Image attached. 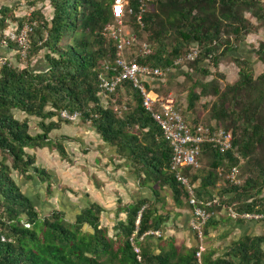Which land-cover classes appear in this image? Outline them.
Listing matches in <instances>:
<instances>
[{"label":"trees","instance_id":"16d2710c","mask_svg":"<svg viewBox=\"0 0 264 264\" xmlns=\"http://www.w3.org/2000/svg\"><path fill=\"white\" fill-rule=\"evenodd\" d=\"M36 1L33 0V4ZM44 1L50 3L52 16L48 19L33 7L26 55L33 57L45 49L44 62L37 68L29 65L16 68L8 62L0 67V264H264V233L244 235L230 245L224 257L212 259L207 255L200 262L195 255L196 247L178 248L171 243L168 248L154 253L139 241L147 231L160 229L163 221L162 217L153 216V203L147 198L119 207L127 216L115 225L118 238L109 236L107 228L100 226L102 207L97 203H90L73 221L67 220L64 212L58 209L40 215L31 198L12 177L11 170L29 178L27 171L32 169L41 181L51 179L47 170L35 166V157L26 149L54 147L62 158L68 157L63 144L48 136L61 123L71 122L59 117L63 109L79 111L81 116L90 118L104 141L115 145L120 153L127 150L137 164L140 180L142 171L146 179L167 184L176 202L180 197L187 201L184 187L169 170L171 149L160 127L143 106L140 92L130 83H123L136 104L122 117L100 102L98 84L104 70L102 62H112L115 56L114 41L103 34L104 28L113 21V0ZM139 1L129 0L135 11ZM245 12L264 22L262 0H149L140 24L133 15L127 18L134 31L148 32L149 41H145L151 52L139 57L140 62L166 69L174 66L176 58L196 45L199 52L191 62L208 73L204 69L206 59L217 66L223 54L236 51L237 48L229 44V36L239 41L254 29ZM9 17L11 25L17 27L25 21V16H14L8 6L1 7L2 38L9 27ZM6 46L20 51L13 41L8 40ZM222 46L224 48L220 50ZM256 54L264 64V41L259 44ZM232 56L239 67L238 80L227 84L221 92L215 80L196 83L201 90L199 93L190 90L188 107H193L202 95L219 94V104L212 107L213 121L217 126L227 128L221 120L230 118L235 129L232 144L252 166L251 173L242 180L238 173V184L227 179L229 185L221 195L225 200H216L211 197L210 189L215 184L218 168L227 173L232 165H238L239 159L231 151L219 153L205 146L200 161L205 152L211 153V168L200 177L195 194L205 200H216L209 207L211 211L221 205L233 204L238 215L264 216V196L252 199V190L260 192L264 186V71L254 77L247 59ZM209 86L211 90H208ZM116 92L118 99L122 92L119 88ZM14 110L26 116L16 118ZM29 116L39 118L40 132L30 133ZM134 126L142 131V139L129 131L128 128ZM192 170L195 169L187 167L183 171L189 177ZM190 180L192 182V178ZM50 189L49 185L48 191ZM215 223L211 217L206 225ZM133 234L134 243L140 249V260L130 240Z\"/></svg>","mask_w":264,"mask_h":264},{"label":"crops","instance_id":"0c3cea01","mask_svg":"<svg viewBox=\"0 0 264 264\" xmlns=\"http://www.w3.org/2000/svg\"><path fill=\"white\" fill-rule=\"evenodd\" d=\"M2 48V55L9 54L7 46ZM232 55L239 56L235 54V51ZM170 76L171 70L167 69L160 77L146 78L147 89L154 99L163 96L156 89L166 87ZM174 105L183 114L175 99ZM25 116L23 113L21 118ZM34 117L29 116L30 121ZM185 118L189 123H194L191 117ZM30 121L29 131L31 132ZM38 132L40 131L31 134ZM48 135L51 140L62 136L67 158H62L57 149H50L47 146L27 148L26 151L35 157V166L47 170L51 174V179L55 181V185L66 187V191L61 192L58 188L56 192L53 187L52 192L49 193L46 182L41 181L32 169L27 171L29 178L14 169L11 173L21 190L31 198L41 216L53 209H58L62 210L65 216L67 215L69 221H73L82 209L92 202L97 203L102 207L99 214L100 226L107 228L109 236L118 238V229L114 226L118 221H124L127 216L125 210H119L118 206L123 207L139 199L147 198L153 203V216H160L163 221L160 229L149 230L158 231V234H147L149 232L147 231L141 235H144L142 239L139 237L140 242L148 245L156 254L161 249L168 248L171 243L178 248H190L197 245L195 233L190 226L192 207L181 197L176 202L174 196L172 198L169 195L172 190L167 184L153 178L146 179L142 171H140L142 178L140 180L136 163L127 150V152H118L115 145L101 138L95 127L79 120L63 122L58 128L52 129ZM194 184L196 187L199 185L195 182ZM118 199L121 201L120 204ZM229 223L237 228L244 226L233 220ZM111 231L113 234H110ZM156 245L159 246L158 249Z\"/></svg>","mask_w":264,"mask_h":264},{"label":"built area","instance_id":"2783aa9c","mask_svg":"<svg viewBox=\"0 0 264 264\" xmlns=\"http://www.w3.org/2000/svg\"><path fill=\"white\" fill-rule=\"evenodd\" d=\"M147 1L149 0H140L136 11L130 5L129 0L112 1L113 21L104 28L103 34L114 41L115 56L112 62H102L104 70L99 75L98 96L104 107H110L119 117H122V111L116 105L117 88L123 94L126 93L123 83L128 82L140 92L143 106L160 127L162 136L171 149L169 170L187 193V201L193 212L190 226L199 239L196 256L200 258L204 251V228L207 221L214 214L213 211L209 210V207L216 200H205L197 197L194 182H191L183 170L187 167L194 169L201 167L200 157L205 146L219 153L231 151L237 158L239 156L235 153L236 148L232 144L233 133L231 129L217 126L215 122H210V124L205 122L191 124L181 111L175 107L174 98L171 95L154 99L149 93L145 82L146 78L160 77L168 68L163 69L146 62H140L138 58L150 54L151 48L145 40H137V35L128 22L123 24L124 18L132 15L135 16L140 24ZM32 10L33 8L30 7L27 13L22 15L25 16V21L21 27L16 25L15 29L6 30L1 40V45L3 46H6L8 40L15 42L20 48L21 59L26 57L29 47V34L33 24L30 22ZM198 52L197 46L192 45L188 52L174 60L173 65L177 66L183 61L193 60ZM3 64L4 60L0 58V67ZM59 117L74 122L80 120L81 113L63 109L59 112ZM238 173V165H232L226 174V178L231 183L238 184L240 182ZM242 216L251 217L247 213L242 214ZM252 216L258 217L259 215ZM138 221L137 219L136 224H138ZM149 233L158 234V231L147 232V234ZM143 236H140V239ZM130 240L134 252L137 253V259L140 260V249L134 243V234L130 237Z\"/></svg>","mask_w":264,"mask_h":264},{"label":"rangeland","instance_id":"374dc122","mask_svg":"<svg viewBox=\"0 0 264 264\" xmlns=\"http://www.w3.org/2000/svg\"><path fill=\"white\" fill-rule=\"evenodd\" d=\"M262 2H264V0H262ZM3 6H8L9 8H11L13 10L14 16H22L23 14L27 13L30 7L32 8L34 7L35 9H39L43 15L45 14L44 16H46L48 19L51 18L50 14L52 15V10H53L50 3L44 0H37L36 2H34V4H33V0H0V8ZM244 15L252 22L254 29H252L239 41L236 40L232 35L229 36V40H230L229 44L237 48L235 54H238L239 57L245 58L250 62L253 69V75L254 77H257L259 74H261L264 71V64L257 57L256 54V51L259 48V44L262 41H264V22L257 21L256 18L251 16L249 12H245ZM11 20L12 19H10L9 17L8 19L9 27L7 28V31L16 28V24L11 25L12 24ZM126 22L129 23V18L127 17L124 18L123 24H125ZM3 32H0V38H2ZM134 32L137 35V40L139 41H143L145 39L148 40V36H147L148 32H143V31L139 33L137 31ZM168 39L170 40L171 37H168ZM227 39H228L227 35H224V40ZM153 44L155 45V43ZM2 46L3 45H1L0 43V58L3 59L4 62H8L10 65L16 68H22L28 65L30 67L33 66L34 68H37L42 64V62H44V53L46 52L45 49L40 50L33 57L29 56L28 54V57L26 56L24 59H21L18 51H16L14 48L9 49V54L2 55V50H3ZM223 48L224 46H222L220 50H222ZM218 54H220V52H218ZM232 57H233L232 53L223 54L217 66H214L212 63H210L209 59H206L205 60L206 66L204 67V69L208 70V73H204L202 69L201 70L197 69L195 64L191 61H183L177 66L168 67V69L171 70V76L166 83V87L163 88L161 87L160 89H156V91L160 95H163L165 97L171 95V97H173L177 102L179 108L182 110L184 116L191 117L194 123L212 122L213 120H215V118L212 117V107L214 106V104L215 106L219 104V94L211 93L207 95H202L200 96L199 99H197L194 102L193 107H188L189 92L192 89L197 93L200 92L201 87L200 85L195 86L196 83L199 84L202 82H211L212 80H215L216 83L218 84L219 92L223 91L226 88L227 84L235 83L239 78L238 75L239 67L233 61ZM125 90L126 93L119 94L118 99L116 100V105L119 106L118 109L122 111L121 113L122 116L130 113L136 104V99L132 97L131 92L128 91L127 88ZM208 90H211L210 86L208 87ZM22 114L23 113H21L19 110H14V115L16 118L20 119ZM53 119L57 120L58 118L54 117ZM79 121L93 126L91 119L85 117L84 115L81 116ZM38 122H39V118L37 117H34V119L30 121L32 127L30 133H34L35 131L38 130L41 131ZM221 122L224 124V126H227V128L231 129L232 132H234L235 129L232 126V122L230 118L221 120ZM128 129L131 133L137 134L142 139V131L139 130L136 126L130 127ZM61 139L62 136L60 138H56L55 140L52 139V141L62 143ZM49 148L56 149L54 147H49ZM235 153L239 156L238 158L239 159L238 168L240 173L239 178L242 180L243 178H245V176H248L251 173L252 166H249L247 159H244L241 153L238 152L237 149L235 150ZM211 160H212L211 153L205 152V154L202 156L200 161L201 167L192 170L191 171L192 173H190L189 175L190 179L192 178V182H195L196 184L200 183V177L205 175L206 172L211 168L210 165ZM8 163L10 162L8 161ZM219 172H222V174H219ZM226 174H227L226 171L224 172L220 171L218 168V174L216 176L215 184L210 189L211 197H214L216 200L218 201L220 200L221 202L225 200V198L222 197L221 195L225 193L224 190L229 185V182L227 181L226 178ZM194 176H197L198 178L196 177L194 179ZM44 182H46L47 189L48 186L50 185L51 189L49 193L52 192L53 187L54 190H56V192H58L57 190L58 188H60L59 190H61V192L66 191V187L63 186L58 187L57 185H55V181L53 180V178L50 179L49 181H44ZM252 191L254 192L252 199L258 200L264 196V186L261 188L260 192L256 191V189H253ZM73 193L77 194L76 192ZM164 193H166L165 190ZM164 195L165 194H163V196ZM169 195L173 198L172 192L171 193L169 192ZM203 196L208 197L207 195L204 194ZM250 200L251 199H248V201ZM118 203L119 204L121 203L119 199H118ZM232 205L233 204L223 205V206L221 205V207H218L215 211H213L214 214L211 217L216 220V223L208 224L205 226L207 231L206 232L204 231V237H203L204 251L202 252L200 258H198V262H200L201 259L207 255H209L212 259H215L217 257H224L230 245L233 242L241 239L244 234H249L250 236H256L264 233V222H263L264 216L262 214L250 213L251 217H243L241 214L238 215V213L234 211V207L236 205L233 206ZM119 207L120 205L118 206V208ZM233 215H235V217H233ZM252 215H259V216L254 217ZM65 218L67 219V215L65 216ZM68 218L71 219V217ZM232 220L237 221V223L243 224L244 225L243 228L242 227L237 228L230 225L229 222ZM86 229L89 228L86 227ZM110 234H113V231H111ZM195 236L197 239V245L194 247H196V251H197L199 239L197 238L196 234ZM158 247L159 246L156 245V249H158ZM262 248L264 249V243L262 244Z\"/></svg>","mask_w":264,"mask_h":264}]
</instances>
